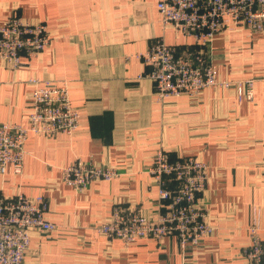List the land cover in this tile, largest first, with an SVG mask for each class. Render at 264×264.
Wrapping results in <instances>:
<instances>
[{
    "label": "crops",
    "instance_id": "1",
    "mask_svg": "<svg viewBox=\"0 0 264 264\" xmlns=\"http://www.w3.org/2000/svg\"><path fill=\"white\" fill-rule=\"evenodd\" d=\"M158 0H0V22L11 16L43 21L49 49L22 66L0 63V123H21L34 84L67 82L80 125L74 134H30L22 174H0V196L43 194L56 229L34 231L23 264H244L255 218L264 240V37L248 29L225 30L203 46L230 88L157 101L140 57L161 37L180 48L191 37L163 23ZM255 79L251 101L239 99L236 81ZM159 148L171 157L194 155L208 165L198 196L213 231L183 248L173 234L124 244L96 230L115 205H137L156 215L165 207L149 168ZM114 165L118 175L83 190L63 182L76 158ZM172 185V184H171Z\"/></svg>",
    "mask_w": 264,
    "mask_h": 264
},
{
    "label": "built area",
    "instance_id": "2",
    "mask_svg": "<svg viewBox=\"0 0 264 264\" xmlns=\"http://www.w3.org/2000/svg\"><path fill=\"white\" fill-rule=\"evenodd\" d=\"M157 9L163 23L177 33L191 37L194 44L180 48L155 38L140 57L149 70L157 101L170 96H198L206 88H230L234 82L217 74V65L206 55L203 46L225 30L248 29L264 37V0H158ZM51 34L43 21H30L11 16L0 22V63L10 69L22 66V55L32 57L49 49ZM31 103L23 122L0 123V174L11 165L22 174L30 134L53 136L74 134L80 125L78 109L72 105L65 82L46 81L38 84L35 77ZM239 99L251 101L255 79L236 81ZM149 172L158 183V196L165 207L148 215L137 205H115L111 216L101 221L96 230L124 244L142 238L160 240L175 234L183 248L197 246L213 231L207 220L208 208L199 204L198 196L209 180L208 165L194 155L173 159L169 151L159 148ZM118 169L82 157L63 168V182L83 190L95 180H111ZM172 184V185H171ZM49 202L43 194L28 196L16 193L0 196V264H23L34 231L48 233L56 224L48 217ZM257 218L249 226V242L244 247V264H264V240Z\"/></svg>",
    "mask_w": 264,
    "mask_h": 264
}]
</instances>
